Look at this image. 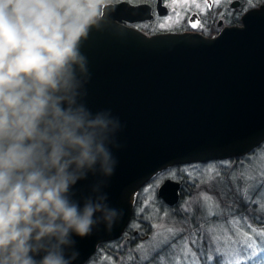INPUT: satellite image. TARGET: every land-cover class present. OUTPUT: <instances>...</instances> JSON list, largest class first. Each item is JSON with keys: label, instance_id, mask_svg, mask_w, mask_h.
<instances>
[{"label": "clouds", "instance_id": "1", "mask_svg": "<svg viewBox=\"0 0 264 264\" xmlns=\"http://www.w3.org/2000/svg\"><path fill=\"white\" fill-rule=\"evenodd\" d=\"M108 2L0 0V264H74L75 237L123 214L104 189L125 125L88 107L81 51Z\"/></svg>", "mask_w": 264, "mask_h": 264}, {"label": "water", "instance_id": "2", "mask_svg": "<svg viewBox=\"0 0 264 264\" xmlns=\"http://www.w3.org/2000/svg\"><path fill=\"white\" fill-rule=\"evenodd\" d=\"M146 7L104 6L103 27L93 28L82 45L88 107L111 109L125 125L118 134L123 147L113 150L118 164L104 189L110 206L123 214L111 231L101 225L75 237L80 255L74 264H85L99 244L123 234L135 195L158 173L243 157L264 142V5L212 38L146 36L119 24L132 22L133 14L148 18ZM94 179L78 182V195L87 194ZM179 188L166 180L158 197L173 206Z\"/></svg>", "mask_w": 264, "mask_h": 264}, {"label": "rangeland", "instance_id": "3", "mask_svg": "<svg viewBox=\"0 0 264 264\" xmlns=\"http://www.w3.org/2000/svg\"><path fill=\"white\" fill-rule=\"evenodd\" d=\"M170 8L172 13L169 14L168 17H174V9L171 6ZM176 11L180 13V11ZM182 16L181 14V17ZM169 25L167 27H170ZM254 150L247 154V156L245 155L246 157L241 161H237L235 169L233 171L231 170L232 172L229 175L228 184L221 180V171L223 169L228 170L231 167V163H228V160L177 165L173 166L174 168L166 169L164 172L162 171L161 173L164 174L163 178L161 180H156L154 179L155 177L152 178L137 192L133 202L134 211L132 210V217L134 220L131 223V227L137 228L136 225H139L138 229L141 228L139 232L140 238L134 239V243L132 244L130 241H120V239H117L118 241L112 240L115 241L114 245L109 244L106 247L100 248L88 264H161V262L162 264H170V261L171 264H175L173 253H175V259L180 260L181 264H193V259H195V264H201L199 260L200 256L206 257L205 260L207 264H216L217 256L212 250V245L209 243L208 236L205 235V230L209 227L208 218L202 211V202L199 197L202 192H206L210 196L215 197L219 202V209H217V211L223 213L222 216L219 217L222 222H226L235 217L240 221L242 226L252 224L254 227H257L255 226L256 223H264V219L260 217V215H264V186H261L258 179H240L242 174H245V176H256L260 170L264 169V143L259 146L258 149ZM209 169H215V171L219 173V176H215V173L209 174ZM170 172H175V179L169 178L168 174ZM213 176H215L214 179L211 178ZM165 179L177 183L182 181L186 194H189L188 190H191L194 196L191 194L190 197L183 198L178 206V210L173 206H168L158 197V190L166 181ZM204 180H210V183H202ZM156 184L159 186L153 187L150 192H145V188ZM229 184L237 194V189L247 190L246 195L242 192L239 193L244 204L235 206L234 211L235 209L242 210L250 205L251 207L254 206V211L257 212L256 216L246 215L245 217V215L231 214V209L227 207L226 200L227 187ZM216 188L218 189L217 192L215 191ZM230 192L231 191H229V193ZM247 197H251V199L249 200ZM220 198L224 200L223 204L220 202ZM186 208L189 210L186 211ZM165 213H167V215H165ZM175 215L182 216L185 220H178V217ZM212 219L216 220L217 217H212ZM140 220L142 223H140ZM153 224H162L171 227L178 232V235L183 234L181 235L183 238L187 237L191 239L198 237V243L196 245H191L192 252L196 253L195 258L191 255L185 257L184 251L182 250L183 238L179 241L178 239L176 240L178 235L175 236L173 241V243L176 242L175 244L177 245L175 249L170 248L168 245H163L162 247H157L149 251L148 243L150 242L153 232L156 231L152 228ZM145 235L148 237L146 238ZM141 243L145 244L147 258L144 260H141L142 253L136 251L137 246ZM117 251L120 252L119 257L118 255L116 256V254H118ZM130 256L131 259H129ZM261 259H264V253L258 254L257 257H254L250 261H246L245 264H260Z\"/></svg>", "mask_w": 264, "mask_h": 264}, {"label": "snow or ice", "instance_id": "4", "mask_svg": "<svg viewBox=\"0 0 264 264\" xmlns=\"http://www.w3.org/2000/svg\"><path fill=\"white\" fill-rule=\"evenodd\" d=\"M230 2V0H229ZM247 3L251 6L253 0H247ZM221 0H171L169 6L174 9V17H168L164 22L159 26L161 28L168 26L170 23H178L181 14L176 11L177 8L187 9L193 7L197 10L204 11L205 9L212 6H219ZM193 28L203 27V24H200L199 21L191 24ZM209 174L215 173V176H219V173L215 169H209ZM163 173L158 174L154 179L161 180L163 178ZM169 178L175 179V172H170ZM215 176L211 177L212 179ZM241 180H259L261 186H264V169L260 170L258 175H247L242 174L240 177ZM202 183H210V180H204ZM159 185H150L148 188H145V192H150L153 187H158ZM238 193L247 194V190L237 189ZM249 200L251 197H247ZM202 202V211L205 216L208 218L209 227L205 230V235L209 238V243L212 245V250L218 257V264H245L246 261L252 260L254 257H257L258 254L264 253V228L254 227L252 224H246L242 226L240 221L233 217L232 219L222 222L219 217L222 216V212H218L219 202L215 197L210 196L206 192H202L199 197ZM147 203V201H146ZM186 211L189 209H185ZM167 215V213H165ZM212 217H217L216 220H213ZM138 228L139 225H136ZM152 228L156 231L153 232V235L148 243V250L151 251L157 247H162L163 245H168L170 248L175 249L177 245L173 243L174 238L178 235V232L166 225L162 224H153ZM198 237L194 238H183V251L185 257L191 255L195 258L196 253L192 252L191 245H196L198 243ZM136 251L141 252V260L147 258L145 252V244L141 243L137 246ZM131 259V256L129 257ZM173 260L175 264H181L180 260L175 259V253H173ZM162 264V262H161ZM171 264V261H170ZM193 264H195V259H193ZM260 264H264V261H260Z\"/></svg>", "mask_w": 264, "mask_h": 264}, {"label": "flooded vegetation", "instance_id": "5", "mask_svg": "<svg viewBox=\"0 0 264 264\" xmlns=\"http://www.w3.org/2000/svg\"><path fill=\"white\" fill-rule=\"evenodd\" d=\"M200 2H203V0H200ZM118 3H127L133 7L147 6L149 8L148 18L142 19L138 16L136 18L132 17V19H134L132 22H126V21L119 22V24L131 28L133 30H136L146 36L173 33V34H194V35H200L205 38H211L220 34L224 29L241 26V19L243 18V16L249 11L258 9L261 6H263L264 0H253V4L251 6L247 3V0H230V2L229 0H221V4L219 6H212L205 9L204 11L197 10L193 7H189L187 9L177 8L176 10L180 11V13L183 15L180 18L179 22L170 24L169 25L170 27L166 26L163 28H161L159 25L168 18L169 14L172 13V10L169 6L171 0H109V2L106 5L118 4ZM209 3H211V0H209ZM101 15H102V10H101ZM141 16H144V12H142ZM145 16H147V13ZM197 21H199L200 24H203V27L198 26L196 28H193L191 26L192 23ZM228 163H231V161L228 160ZM157 175H155L154 177H156ZM179 182H180L179 201L177 204L173 205V207H175L176 210H178V206L180 205L183 199L182 193L183 191H185L184 185H182V181ZM188 193L189 194H186L185 192L186 197H190L191 195L190 190H188ZM180 217L182 218V216ZM132 218L124 228L123 234L118 238L120 239V241H130L131 244L134 243V239H137L138 237L140 238L139 232L141 230V228L138 229L131 227V223L134 220V218L133 219ZM140 223H142L141 220ZM145 237L147 238L148 236L145 235ZM115 241L118 240L115 239ZM115 241L105 242L99 247V249L104 246L106 247L109 244L114 245ZM117 253L119 254L120 252L117 251ZM92 257L85 264H88L91 261Z\"/></svg>", "mask_w": 264, "mask_h": 264}, {"label": "trees", "instance_id": "6", "mask_svg": "<svg viewBox=\"0 0 264 264\" xmlns=\"http://www.w3.org/2000/svg\"><path fill=\"white\" fill-rule=\"evenodd\" d=\"M263 144V143H262ZM261 144V145H262ZM260 145V146H261ZM256 149H258V147L256 148ZM255 151V150H254ZM247 156V155H246ZM246 156H244V157H238V158H233V159H230L229 161H231V167H230V169H223L221 172H222V176H221V180L223 181V182H225L226 184H228V179H229V175L231 174V172L235 169V166L237 165L236 163H237V161H241L242 159H244ZM213 163H217V162H213ZM232 170V171H231ZM196 183V182H195ZM227 198H226V200H227V207L229 208V209H231V214H233V215H245V217H246V215H249V216H256L257 215V212H255L254 211V206H248V207H246V208H244V209H242V210H239V209H235V211H234V207L235 206H237V205H239V204H244V202H242L243 201V199L241 198V195L238 193H236L235 192V190H233L232 189V186L229 184V186L227 187ZM215 191L217 192L218 191V189L216 188L215 189ZM229 191H231L230 193H229ZM190 192H191V194H192V196H193V194L194 193H192V191L190 190ZM228 193H229V196H228ZM217 194H219V193H217ZM220 196V195H219ZM182 197L183 198H185L186 197V194H185V191H183V193H182ZM243 197V196H242ZM223 201L224 200H222V198H220V202L223 204ZM134 202V201H133ZM227 208V209H228ZM259 215V214H258ZM175 216H177L178 218V220H181L182 219V221L183 220H185V218L184 217H180L179 215H175ZM260 217L261 218H263L264 219V215H260ZM214 220V219H213ZM255 226H257V227H260V228H264V223H256L255 224ZM184 227V226H183ZM181 235H183V234H181ZM180 234L176 237V240L178 239V241L180 240V239H182L183 237L181 236ZM184 236H185V234H184ZM176 243V242H175ZM166 250V249H165ZM118 255V257L120 256V254H116V256ZM205 256H200L199 257V260H200V263L201 264H207V261L205 260ZM262 261H264V259H261ZM260 260V261H261ZM216 264H218V257H216Z\"/></svg>", "mask_w": 264, "mask_h": 264}, {"label": "bare ground", "instance_id": "7", "mask_svg": "<svg viewBox=\"0 0 264 264\" xmlns=\"http://www.w3.org/2000/svg\"><path fill=\"white\" fill-rule=\"evenodd\" d=\"M138 16L140 17V14H136V15L133 14L131 17L136 18V17H138ZM117 239H118V238H117ZM102 244H104V243H102ZM102 244H99V245L97 246L95 253L97 252V250L99 249V247H100ZM95 253H94L93 255H95Z\"/></svg>", "mask_w": 264, "mask_h": 264}]
</instances>
